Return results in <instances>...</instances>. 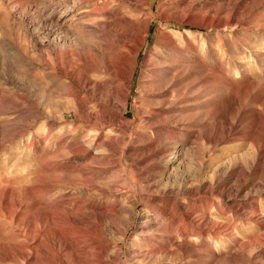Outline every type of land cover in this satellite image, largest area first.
Returning a JSON list of instances; mask_svg holds the SVG:
<instances>
[{"label":"rangeland","instance_id":"rangeland-1","mask_svg":"<svg viewBox=\"0 0 264 264\" xmlns=\"http://www.w3.org/2000/svg\"><path fill=\"white\" fill-rule=\"evenodd\" d=\"M0 264H264V0H0Z\"/></svg>","mask_w":264,"mask_h":264},{"label":"bare ground","instance_id":"bare-ground-1","mask_svg":"<svg viewBox=\"0 0 264 264\" xmlns=\"http://www.w3.org/2000/svg\"><path fill=\"white\" fill-rule=\"evenodd\" d=\"M148 29H149V27H148V24L146 25V33H148ZM137 54V53H136ZM136 59V58H135ZM133 72V71H132ZM222 74V73H221ZM126 81H127V79H126ZM237 86V85H236ZM234 87V86H233ZM229 89V88H228ZM228 91V90H227ZM223 94V93H222ZM224 97V96H223ZM222 97V98H223ZM224 106V105H223ZM226 109V108H225ZM226 116H229V115H227L226 114ZM252 161V160H251ZM245 162V161H244ZM246 164V163H245Z\"/></svg>","mask_w":264,"mask_h":264}]
</instances>
